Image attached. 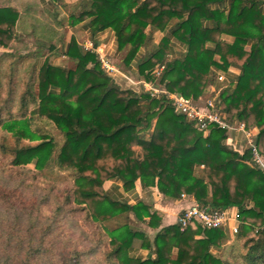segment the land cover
I'll use <instances>...</instances> for the list:
<instances>
[{"label": "trees", "instance_id": "trees-1", "mask_svg": "<svg viewBox=\"0 0 264 264\" xmlns=\"http://www.w3.org/2000/svg\"><path fill=\"white\" fill-rule=\"evenodd\" d=\"M65 1L49 0L61 20ZM262 4L78 0L65 17L71 28L85 23L92 36L111 30L119 50L129 46L126 66L143 50L136 66L146 83L192 101L216 84L227 121L254 129L264 154ZM21 18L15 5L0 4V49L18 42ZM156 32L164 34L159 44ZM171 39L186 51L166 60ZM64 55L73 69L46 58L16 113L7 104L0 107V264H264V173L253 166L249 151L228 148L218 128L199 131L164 96L117 87L96 54L74 37ZM230 67L239 75L226 86L217 73ZM117 181L125 191L139 182L166 200L186 195L205 209L235 208L237 234L226 243L223 229L190 225L180 231L174 224L150 240L129 224V215L151 229L159 228L160 215L142 201L112 199L104 186ZM113 219L124 222L111 229L107 223ZM135 241L148 250L146 258L132 255Z\"/></svg>", "mask_w": 264, "mask_h": 264}, {"label": "rangeland", "instance_id": "rangeland-1", "mask_svg": "<svg viewBox=\"0 0 264 264\" xmlns=\"http://www.w3.org/2000/svg\"><path fill=\"white\" fill-rule=\"evenodd\" d=\"M77 3L78 0L63 2L60 7L64 20H61L55 16L58 9L53 8L49 0H0V4L15 5L22 13V18L16 28L19 35L18 42L11 49H0V107L7 104L11 107L12 112L16 113L21 94L26 86L32 85L38 67L46 58L52 65L73 69V63L64 55V45L69 42L71 37H74L81 47L84 44H93L92 40L89 42L86 40L85 34L78 28V25L71 28L66 21L65 16L72 11ZM45 7L49 8V12L45 11ZM107 32L110 34L100 43L98 42L97 47L101 48L102 55L104 59L108 60L109 65L115 70H119L117 58H111L108 49L104 48L112 31L107 30ZM49 45H53L55 50H48ZM206 91L205 94L208 97L210 94ZM221 108H224L223 105ZM40 127L46 130V126L43 124ZM28 168L33 169L32 166H28ZM123 222L124 220L117 222V219H113L107 223V226L112 229ZM128 222L135 227L134 223L129 220ZM83 228L85 231L89 229L87 226H83Z\"/></svg>", "mask_w": 264, "mask_h": 264}, {"label": "built area", "instance_id": "built-area-1", "mask_svg": "<svg viewBox=\"0 0 264 264\" xmlns=\"http://www.w3.org/2000/svg\"><path fill=\"white\" fill-rule=\"evenodd\" d=\"M82 48L96 54L102 69L111 77L120 75L124 85L130 89L141 85L145 92L151 97L164 96L172 105L176 114L182 116L186 122L192 123L199 131L207 134L211 128H218L225 133L224 144L242 154L245 149L250 153L251 163L253 166L264 173V154L259 152L255 142V130L248 129L243 123H230L225 117V113L218 103V91L213 89L210 95L203 101H192L183 98L176 93H168L165 89L151 83L143 81L137 82L131 77L120 73L110 66L107 59H104L101 48H94L93 44H84ZM163 66H160L154 73L159 78ZM217 81L224 83V75L217 74ZM186 196L181 195V199ZM234 221L235 225L230 226V222ZM176 224L180 231H184L190 225H197L201 229H223L228 228L230 233L235 236L238 231L237 212L231 209L225 210H209L201 207L197 202H193L189 207L183 209L177 216Z\"/></svg>", "mask_w": 264, "mask_h": 264}, {"label": "crops", "instance_id": "crops-1", "mask_svg": "<svg viewBox=\"0 0 264 264\" xmlns=\"http://www.w3.org/2000/svg\"><path fill=\"white\" fill-rule=\"evenodd\" d=\"M261 9L264 11V0H263V4L261 5ZM78 28L81 29L82 33L85 34L86 40L88 42H89V40L94 39V40H96V42L100 43V41H102L108 34H110L109 32L105 31V32L98 33V34L92 36L91 32L89 31V29L87 28L85 23L79 24ZM163 37H164L163 33L156 32L154 34V43L159 44V42L161 41V39ZM104 48L108 49V53H109V56L111 58H117V67L120 70V71L118 70L120 73H123V74L131 77L133 80H135L137 82L143 81L137 75V66H136L137 62L143 56V50L139 51L136 54V56L132 59V61L126 66L123 63V61L127 55V52L129 50V46L125 47L122 50H119L116 47L115 38L111 33L109 40L104 45ZM185 51H186V47L183 44L177 42L174 39H171L170 46H169V54L167 55L166 60L177 57L181 53H184ZM215 59L218 60L217 57ZM217 74L224 75V78H225L224 84L226 86H230V85H234L236 83L237 77L239 75V69L236 67H230L226 74H223L221 72H219ZM111 78H112L114 84L117 85V87H120L123 89H128L132 93L137 94L140 91H144V89L141 85L130 89L128 86L124 85L123 80L121 79L120 75H117L116 77H114V78L111 77ZM159 87L163 88L162 86H159ZM213 89L218 91L216 84L207 86L205 90H207L206 92H209V94H210ZM218 93H219V91H218ZM206 95L207 94H205V92H204L203 95L197 101L205 100L207 97ZM104 189H105L106 193L112 199L117 200L118 202L127 203L129 205H135L139 201H142L150 207L151 212H156L160 215L161 222H160V226L158 229H151V228L147 227L145 224L137 222L134 219L133 215H129V221L134 223L133 225L136 228L142 230L150 240L153 239L155 234L160 229L176 224V219H177L178 214L183 209L189 207L193 202H195V200L192 197L186 196V195H185L186 197L184 199L180 198L179 200H175V201L166 200L158 193L156 188H150L147 190H142L139 182H136L134 189H132L130 191H125L123 189L122 184L118 181L117 182H107L106 185L104 186ZM231 210L235 213L237 212V210L235 208H231ZM233 225H235V222L231 221L230 226H233ZM223 230L227 236L226 243L231 242L235 238V236H233L230 233V231L228 230L227 227L223 228ZM140 245H141L140 241L134 242L132 255L134 257H137V258H146L149 255V252H148V250L142 249L140 247ZM220 252H221V250H216V249L212 250V253L214 255H219Z\"/></svg>", "mask_w": 264, "mask_h": 264}]
</instances>
